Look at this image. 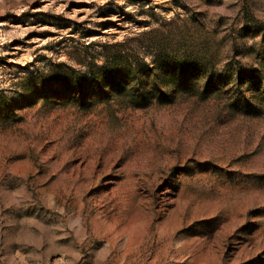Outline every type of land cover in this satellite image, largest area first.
<instances>
[{
  "label": "rangeland",
  "instance_id": "rangeland-1",
  "mask_svg": "<svg viewBox=\"0 0 264 264\" xmlns=\"http://www.w3.org/2000/svg\"><path fill=\"white\" fill-rule=\"evenodd\" d=\"M0 264H264V0H0Z\"/></svg>",
  "mask_w": 264,
  "mask_h": 264
},
{
  "label": "trees",
  "instance_id": "trees-1",
  "mask_svg": "<svg viewBox=\"0 0 264 264\" xmlns=\"http://www.w3.org/2000/svg\"><path fill=\"white\" fill-rule=\"evenodd\" d=\"M103 69V68H102ZM172 75V74H171ZM124 87V85H122L119 81H118V87L116 86L115 88L120 91L122 90V88Z\"/></svg>",
  "mask_w": 264,
  "mask_h": 264
}]
</instances>
